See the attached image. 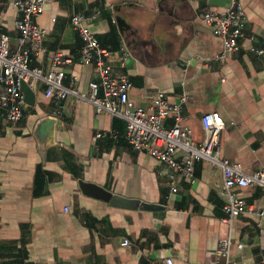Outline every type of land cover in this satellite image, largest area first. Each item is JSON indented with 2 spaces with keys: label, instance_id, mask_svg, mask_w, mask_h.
Masks as SVG:
<instances>
[{
  "label": "crops",
  "instance_id": "0c3cea01",
  "mask_svg": "<svg viewBox=\"0 0 264 264\" xmlns=\"http://www.w3.org/2000/svg\"><path fill=\"white\" fill-rule=\"evenodd\" d=\"M207 1L48 0L34 19L46 32V51L33 57L31 67L48 71L54 54L70 57L63 83L88 94L97 75L93 65L79 63L81 41L70 18L96 15L92 30L111 51L115 71L128 76V98L135 106L146 107L157 91L170 104L185 95L180 125L191 130L195 143L204 140L201 117L217 112L225 123L222 157L245 173L264 169V0H232L244 7L246 28L239 51L223 62L213 60L221 41L200 20L204 11L221 8ZM10 2L0 0V36L14 49L18 13ZM32 91L34 105H26L17 123L0 112V264H166V259L212 264L226 237L234 243L228 264H264V220L245 216L222 222L219 169L196 162L193 179L179 180L171 193L165 167L127 145L123 120L105 113L96 117L91 104L72 96L62 103L56 145L42 157L33 129L56 109L41 83ZM80 181L162 209L111 206L84 195ZM235 192L264 212L259 188ZM124 239L129 247L120 245Z\"/></svg>",
  "mask_w": 264,
  "mask_h": 264
},
{
  "label": "built area",
  "instance_id": "2783aa9c",
  "mask_svg": "<svg viewBox=\"0 0 264 264\" xmlns=\"http://www.w3.org/2000/svg\"><path fill=\"white\" fill-rule=\"evenodd\" d=\"M48 0H11L10 5L17 11L18 18L14 23L18 36L15 48L9 46V39L0 36V112L11 124L21 120L26 103L20 90V83H25L31 90L37 83L43 85L44 97L50 99L55 111L50 115L55 119L61 117L63 101L72 96L77 100L91 104L95 116L105 113L125 122L124 140L134 151L143 153L158 161L165 167V175L170 182L171 193L177 191L179 180L193 179L194 164L207 162L219 169L222 177V194L224 196L222 222L231 224L239 217L255 216L264 220V212L256 209L235 192L237 188H259L264 193V169L245 173L239 164H232L222 157L220 136L225 123L217 112L204 114L200 119L204 140L195 143L191 130L181 126L182 109L186 96L182 95L178 102L170 104L161 92L153 93L146 107L135 106L128 98L131 82L128 76L115 71L112 53L99 45L92 28L96 26V15H73L70 18L72 30L81 41L79 63L93 65L97 79L88 84L89 93L83 94L64 85L63 67L72 63L70 57L56 53L51 60V68L43 71L31 67L35 55L45 53L43 45L46 32L34 19L43 11ZM200 20L212 28L213 34L222 43V51L214 56L216 62H223L229 55L239 51L240 41L246 28V12L238 2H231L229 7L219 11H204ZM262 55V50L254 51ZM123 61L127 53L122 50ZM121 62L120 68L124 67ZM101 92V95H99ZM172 118L174 124L168 126L165 121ZM116 137L115 133L112 135ZM103 138L104 135H97ZM259 226V225H258ZM231 237L221 239L213 253L212 264L229 262L230 250L233 246ZM122 247H129L130 242L124 239ZM239 249L242 245L238 244ZM166 264H173L171 259Z\"/></svg>",
  "mask_w": 264,
  "mask_h": 264
},
{
  "label": "water",
  "instance_id": "95a60500",
  "mask_svg": "<svg viewBox=\"0 0 264 264\" xmlns=\"http://www.w3.org/2000/svg\"><path fill=\"white\" fill-rule=\"evenodd\" d=\"M232 0H208L207 3L211 7L227 8L231 4ZM20 90L24 97V102L28 106H33L35 102L34 92L23 82L20 83ZM57 119L45 116L36 122L33 129V136L38 143V149L42 157H45L46 151L56 145L55 133H56ZM79 188L81 192L89 197L109 202L111 206L127 208L131 210H144V211H158L162 207L158 205H150L140 203L137 200L126 199L116 195H112L110 192L98 187L94 184H90L84 181L79 182Z\"/></svg>",
  "mask_w": 264,
  "mask_h": 264
}]
</instances>
